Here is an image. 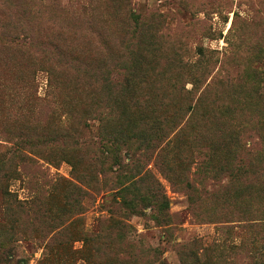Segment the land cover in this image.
I'll use <instances>...</instances> for the list:
<instances>
[{"label": "rangeland", "instance_id": "1", "mask_svg": "<svg viewBox=\"0 0 264 264\" xmlns=\"http://www.w3.org/2000/svg\"><path fill=\"white\" fill-rule=\"evenodd\" d=\"M101 65L102 75L115 67L127 74L121 104H152L169 122L156 154L174 158V143L190 150L195 130L214 143L236 127L264 162V83L248 96L229 85L246 82L245 71L264 70V0H0V264H264L263 163L234 181L207 175L193 197L183 178L171 185L154 160L141 159L163 186L172 217L157 221L150 207L128 218L113 214L105 223L113 245L94 239L98 219L114 210L111 198L71 195L69 184L100 183L104 168L56 125L81 115L91 88L106 96L99 92L107 83L92 84ZM143 112L131 108L120 129L154 122L156 115ZM135 141L129 146L138 155ZM185 164L196 171V163ZM213 166L210 172L224 168ZM115 219L130 226L122 239Z\"/></svg>", "mask_w": 264, "mask_h": 264}, {"label": "trees", "instance_id": "2", "mask_svg": "<svg viewBox=\"0 0 264 264\" xmlns=\"http://www.w3.org/2000/svg\"><path fill=\"white\" fill-rule=\"evenodd\" d=\"M106 50H110L109 46H107ZM254 56L253 54L250 59ZM234 57V59H240L237 52ZM229 58L230 55L225 59L227 60ZM255 58L258 57H254L253 60ZM253 62H255V60H251V65H253ZM98 67L97 70L101 71V74L98 76L94 71L93 76L95 78H92V84L94 85V83L98 81L96 84V88H98L102 82L107 83L104 87H101V91L99 92L100 94L105 93L106 96L104 98H99L96 90L91 88V93L94 94H92L94 98H91L84 104L86 107L81 115H77L76 117L71 116L70 118L72 121L67 118L62 119V121L59 118L56 126L59 128L62 138L72 141V147L74 149L90 151L92 153L90 160L97 162L104 168L101 178H96V181H100V183L92 184L91 182L85 185L80 182L81 185L69 184V187L72 188L71 195L83 194V196H87L88 199H95L96 195L107 193L111 198L110 208L113 207L114 210L108 211L110 217L98 219L99 232L98 235L94 236V239L104 238L107 248L111 247V244L116 238L110 237V228L105 224L113 220V214L117 215L121 213L125 218H128L133 215L142 214L146 207H150L152 215L157 221L162 222L172 217L171 215H169V217L167 216V212H169V200L163 186L157 178L151 175L150 171L145 170L144 167L140 165L141 159L154 160L156 168L171 185H177L180 178H183V186L188 193L192 192L193 197H197V192L201 194L203 191L202 187L208 185L207 175L215 180L216 173H224L226 174V178L228 177L230 178L229 180L234 181L243 174L245 167H258L261 163L264 164V162H261L263 153L260 151L258 152V149L256 150L253 147L247 148L241 140L240 128L236 129V127L231 130L230 128H225L220 135L213 136L215 138L214 143L208 141V137L204 135L206 134L205 131L195 130L197 134L194 135L193 141L191 142L193 145L187 146L191 147L190 150H184L183 153H181L180 149H178L174 143V158H172L170 154H161L163 151H159L156 154V150L164 140H166L168 134L166 128L169 122H165L164 119L163 123L160 121L158 115L155 114V109H153L155 107L152 104L137 106V103H132V101L121 104L120 98L122 96L119 95L120 86L123 85L127 74H125L121 67H115V69L110 72L112 74L111 77H109L105 73L102 75V65ZM220 73H217L216 78L219 77ZM244 73L246 78L249 79L244 83L240 82V79H238V82L235 84L234 82L229 83L232 90L240 91L241 96H248L252 93V86H254V92H258L262 86L260 83H264V70H252V72L248 70ZM253 74L255 76L252 78L251 76ZM218 79H222V77L220 76ZM111 87H114L113 91H110ZM218 96L219 94L216 95V98ZM49 104L54 110L55 103L54 105L52 102ZM133 107L137 109L143 107L145 111L143 115L147 112L156 115L154 122L151 120V124H149L139 120L131 126H127V128L121 127V130L120 122H122V124L125 123L127 119L126 113ZM175 112L179 113V110ZM175 112L171 116L174 120L177 117ZM92 121H98L99 123L95 125ZM243 125L244 128H246L249 126V122L244 120ZM123 130H126V132L122 133ZM127 131H130V133L127 134ZM232 131L234 132L231 133ZM139 133L141 136L138 137L137 135ZM135 140H138V143H140L137 148L138 155L133 153L129 146V144L135 143ZM172 141L173 140H168L167 143L171 145ZM25 142L29 148L35 145V143L30 140H25ZM124 150L132 154V160H130L129 163H125L126 153ZM219 157L223 158L220 159ZM205 158H207V160ZM185 160H190V164L196 163V171L194 173H191L186 166ZM76 162L77 161H73V165L77 171ZM231 162L235 163L234 170H237V173H235L232 168L229 169V167H227H231ZM218 163L224 164V168L218 172H210L215 169L213 165H218ZM141 171L144 173L142 174ZM105 178H108L109 181ZM115 210H119V212ZM112 225H114L116 230L118 229V231H120L117 237L119 239H122L125 235L127 232L126 229H130L128 224L116 219ZM250 227L255 229L257 225L251 224Z\"/></svg>", "mask_w": 264, "mask_h": 264}]
</instances>
